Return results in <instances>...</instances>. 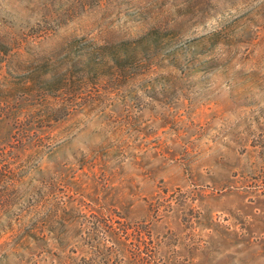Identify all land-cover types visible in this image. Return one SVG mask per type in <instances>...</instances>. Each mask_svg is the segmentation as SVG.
I'll return each mask as SVG.
<instances>
[{
    "label": "rangeland",
    "instance_id": "1",
    "mask_svg": "<svg viewBox=\"0 0 264 264\" xmlns=\"http://www.w3.org/2000/svg\"><path fill=\"white\" fill-rule=\"evenodd\" d=\"M0 264H264V0H0Z\"/></svg>",
    "mask_w": 264,
    "mask_h": 264
}]
</instances>
